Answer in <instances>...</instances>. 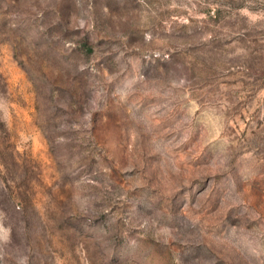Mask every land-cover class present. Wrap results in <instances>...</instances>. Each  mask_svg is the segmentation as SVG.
<instances>
[{
  "label": "rangeland",
  "instance_id": "rangeland-1",
  "mask_svg": "<svg viewBox=\"0 0 264 264\" xmlns=\"http://www.w3.org/2000/svg\"><path fill=\"white\" fill-rule=\"evenodd\" d=\"M0 264H264V0H0Z\"/></svg>",
  "mask_w": 264,
  "mask_h": 264
}]
</instances>
